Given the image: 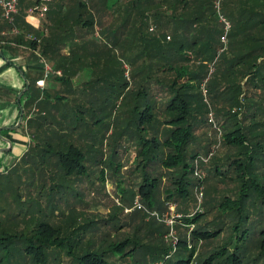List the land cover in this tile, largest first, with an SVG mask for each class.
Wrapping results in <instances>:
<instances>
[{"label": "trees", "instance_id": "obj_1", "mask_svg": "<svg viewBox=\"0 0 264 264\" xmlns=\"http://www.w3.org/2000/svg\"><path fill=\"white\" fill-rule=\"evenodd\" d=\"M103 1L105 9L118 13L122 20L105 41L95 38L98 19L88 5L91 2L97 7ZM239 1L237 5V0H66L54 13L48 12L50 19L63 15L57 29L64 33L52 40L45 39L43 32L35 36L43 37L42 57L61 68L62 75L55 81L64 86L68 83V88L46 91L39 114L27 120L32 143L22 163L28 166L15 165L0 173V264H120L132 258L142 244L110 240L98 247L83 240L96 222L80 224L71 232L64 225L77 214L85 215L75 207L81 201L82 185L105 183L108 171L117 179L123 200L138 194L149 208L159 206L155 197L166 179L171 187L165 190L167 200L182 204L176 222L194 227L193 241L216 238L223 229L204 226L205 213L190 204L191 188L201 185L190 178L195 163L210 154L201 142L210 125L216 133L218 126L224 129L225 145L239 152L227 162L236 174L239 197L225 196L218 206L226 221L235 222L231 238L246 241L254 227L264 224V174L258 173L261 165L264 168V0ZM146 10L152 11V22ZM220 15L232 25L228 40L237 41L248 33L256 37L245 39L248 53L233 62L224 57L210 74L209 65L215 66L213 62L224 49ZM242 16H247V21ZM16 41L23 43V35ZM67 41L68 68L55 62ZM136 44L138 52L133 50ZM29 45L36 49L37 39H31ZM116 48L130 66L129 78L123 59L116 57ZM252 57L255 63L235 82L234 67L247 64ZM193 62L199 66L195 71L189 66ZM226 79L229 82L225 84ZM27 95L31 100V89ZM123 111L126 116L116 124L109 121L113 113ZM238 111L253 123L243 128ZM210 114L218 124L215 118L210 122ZM262 132L261 138H251ZM259 138L255 145L250 144ZM131 147L135 166L123 176L122 149L127 153ZM222 166L215 164L214 172L224 177ZM108 221L97 228L121 231L128 225ZM240 231L244 235L240 236ZM181 245L187 248V241L182 239L177 247ZM258 249L264 257V237ZM147 252L153 261L169 253L164 248ZM193 254L191 250L175 264H192ZM201 264H241V258L228 255L225 244Z\"/></svg>", "mask_w": 264, "mask_h": 264}, {"label": "rangeland", "instance_id": "obj_2", "mask_svg": "<svg viewBox=\"0 0 264 264\" xmlns=\"http://www.w3.org/2000/svg\"><path fill=\"white\" fill-rule=\"evenodd\" d=\"M235 4H240V1L237 0ZM43 5H46L48 7V11L50 8L51 13H54V10H56L55 1L54 3L44 1V3H40V5H38L36 9L41 8ZM88 5L92 13H94L95 19H98V25L95 27V38L105 41L108 32L110 35V31L114 28L119 27L122 24V20L119 19L118 13L113 14V11L111 12L105 9L104 1L99 2V5L97 7L91 6V2ZM66 6L68 8V5ZM152 10L156 9L152 8ZM145 12H147V15L151 16V18L149 16L148 18H150L152 22V11L146 10ZM57 18L61 21L62 19H65L61 14ZM135 18L136 17H134L133 19ZM242 19L244 20V22L247 21V16H242ZM231 22L233 24V21ZM100 26L101 29L103 27L104 29L100 30ZM125 34H129L128 31H126ZM253 37H256L255 33H248L246 35L239 36V39H237V41H234L233 38L229 37L227 45L224 46V49L218 53L216 60L213 62L215 63V66L214 64L209 65V73L212 74L214 72V69H217L219 67L220 62L224 57L227 59V62H233L235 60L234 58H238L239 56H243L244 54L248 53L250 47L247 46L248 43H246L245 39H253ZM237 42L239 43L236 44ZM138 46L139 45L136 44L133 50L138 52ZM66 48V46H62V49ZM116 49L118 50H116V53L118 52L116 57L122 60L123 58H121L120 48ZM69 50L70 49L68 48V54ZM135 51L133 52L134 54L137 53ZM134 54H132V56H134ZM61 56L62 58H59L55 61L57 62V64L62 63L67 55L66 53L62 52ZM122 62L124 63V68L125 70H127V76L129 78L130 66L125 59H123ZM196 63L197 62L189 64L191 70L195 71L199 68ZM253 63H255V57L249 58L247 64H241L234 67V69L232 70V76L236 73V78L234 81L236 82L242 80L244 77L243 74L247 71L248 65ZM50 65L53 66V62ZM227 80L228 79L224 81L225 84L229 82ZM244 82L245 81H243V83ZM66 88H68V83L64 86L52 81L51 89L53 91H58L59 89ZM203 89L206 90L205 83L203 85ZM159 102L161 101L159 100ZM32 105L34 106L31 117L35 118V116L39 114L35 111V109H38L40 107V102H34ZM46 110L48 109L45 108L44 111L49 112V110ZM125 112L123 111L121 114L120 112H117L116 114L113 113L112 116H110L109 121L112 122L113 120L116 124V121L119 120L118 118H124L126 116H123ZM238 112L239 119L242 122L241 126H243V128L253 123L249 120H246V116L243 115L242 111ZM214 118L215 115L213 116V119ZM215 120L216 124H218L216 118ZM210 122L213 123V121L211 120ZM230 124H228V127L230 126ZM218 129L220 131L218 130L219 132L216 133L212 125L206 127V136L201 137V139L203 140L201 142L203 143V146H206L208 153L210 152V160L207 163H195L196 167H199L197 170L199 173L195 171L193 175L190 176V178L194 181L198 180L199 182H201L200 186L198 185L195 188H191L190 204L200 213H205L203 219L201 220V223L204 224V226L211 229L220 226L223 229L222 233L216 238L214 237L202 241H193L191 235V231L194 228L193 226H184L180 222H175L173 226L170 224L171 219L178 216L180 217L178 210L182 207V204L176 206L175 204L171 203L170 200H167V194H165V190L168 188L171 189V187H169V183H167L166 179L163 181L164 183L155 197V200L157 202L156 204L159 206H153L152 208H149L137 193H135L137 194L136 196L132 198L131 196H129L127 200H123L121 198L120 192L118 191V181L112 174V171L107 172L105 183H97L95 185H91L87 182L82 185L84 189H79L82 197L80 203H76L75 207L77 209H80L81 212L83 211L86 216L84 215L83 217L82 214H77L75 215V219H68V223L66 222V224H64L65 226H67L68 232H71L74 227L80 224L82 225L87 222H96V224L93 225L92 228L88 229V233L83 238V240H85V243L88 241H92L98 247H100L101 245L106 246L111 241L123 242L126 239H130L131 243L138 242L140 245H143V248L136 251L132 258L128 257V259L124 260V263L120 264H136L135 262H137V264H175L179 259L187 258L191 254V250L194 251L192 264H201L204 259L215 253L225 244L227 245L228 255L237 254L241 258V264H264V257H260V251L258 249V242L262 237H264V234L261 235V231L264 229V224L254 227L252 229L253 233L251 234V237L248 235V239L246 241H243L242 239L236 241L235 239L231 238L232 230L230 229L234 226L235 222L233 223V221L231 220L226 221V218H224L220 214L221 212H219L218 210V206L223 201L225 196H229L232 199H237L239 197L236 174L232 169H228L227 167L229 157L236 156L239 152L236 148L225 145L223 137L225 134V130L219 126ZM27 130L28 128L26 126V131ZM259 134H263V132L251 135V138L257 135L258 137H260ZM200 135L201 134H199V136ZM260 138L258 140L256 139V142H250V144L255 145L258 141L261 140ZM129 150V152L125 153V151L122 149L123 155L120 162L125 165V169L121 171V173H123V176L128 175L130 169L134 168L135 166L132 162L134 159V148L131 147ZM206 152H204L202 155L206 156ZM23 158L25 159V157H21L20 160L15 163V165H21L23 167L28 166L25 163H22L24 160ZM35 161H38V159H36ZM33 162L34 160L30 161V163ZM215 164H220L221 166L223 165L222 169L225 172L223 173L224 177L215 174ZM15 165L11 166L10 169L14 168ZM261 167L262 165L258 168V173L264 174V168ZM7 171L8 170H5L4 172L0 173H6ZM45 203L46 202H44L43 204L45 205ZM136 204L140 205L141 208L137 207ZM69 212L70 209L68 208V215ZM113 216H116V219L112 220L111 222ZM104 220H110L108 222L110 224L112 223L111 225L115 224V221L120 223L128 222V225L121 231L113 229V227H108L104 229V231H101L100 228L97 227H101V225L104 224ZM120 223L119 225H123ZM105 232L108 234H104ZM238 234L240 236L244 235L242 231L238 232ZM104 238L107 241H103ZM182 239L187 241V248L185 245L177 247L179 241H181ZM246 245H248V248L246 247ZM155 248L168 249L169 253L168 255L163 253L162 258L159 260H150V254L147 252V250L150 252ZM127 250L129 251L130 247H128ZM177 250L179 251L176 255ZM64 259L68 260V263L70 262V259L68 257H65Z\"/></svg>", "mask_w": 264, "mask_h": 264}, {"label": "crops", "instance_id": "obj_3", "mask_svg": "<svg viewBox=\"0 0 264 264\" xmlns=\"http://www.w3.org/2000/svg\"><path fill=\"white\" fill-rule=\"evenodd\" d=\"M19 1L20 10L14 23L0 22L2 39L10 42V44L1 45L3 49H0L2 52V55L0 54V149L3 150L0 151V172L9 170L30 148L32 139L26 131V125L27 120L32 118L34 105L29 102L31 100L41 102L44 100L46 91L55 92L51 89V85L52 81L56 82L55 77L58 75L46 78L44 89L36 85L38 80L45 78L44 61L52 64L41 55L43 37L45 39L51 37L50 40H52L56 34L64 33L61 29H57L60 19H49L48 13L45 18H40L39 14L34 12L38 5L46 0ZM54 1L57 9L66 0H52L51 2L54 3ZM64 9L66 10L67 6ZM49 11H51L50 8ZM64 24L65 34L68 36V19L64 21ZM39 32H43V37L38 39L35 35ZM20 35L24 37L23 43L16 41ZM31 39H37L36 49L29 45ZM65 46L67 48L62 49L60 57L57 58H62V52L66 53L67 56L61 64L68 68V41ZM53 66V69L57 70L55 64ZM27 84H29L28 90L31 89V100L28 95L25 96L28 91L25 90ZM22 93L20 103H18V98ZM21 109L25 118L19 125Z\"/></svg>", "mask_w": 264, "mask_h": 264}, {"label": "built area", "instance_id": "obj_4", "mask_svg": "<svg viewBox=\"0 0 264 264\" xmlns=\"http://www.w3.org/2000/svg\"><path fill=\"white\" fill-rule=\"evenodd\" d=\"M52 0H46V2H51ZM84 3H87L89 0H81ZM175 1V0H171ZM218 11L220 10V4L218 3L216 5ZM20 10V1L19 0H0V22H7L9 24H13L16 16L19 14ZM34 12H37L39 14L40 18H44L45 15L48 13V7L46 5H43L41 8H38L34 10ZM220 20L223 23L224 26V35L221 38L222 43L224 46L228 43V35L231 31L232 25L228 19H226L224 16L220 15ZM169 39V37H168ZM10 44L8 41L2 39V33L0 32V45H7ZM52 75H58L61 76L62 72L59 70L53 69V67L44 61V76L45 78L38 80L36 82V85L42 89L45 88L46 85V78H49ZM37 113H39V109H35ZM210 120L213 121V115L210 114ZM210 160V156L207 158H201V162L207 163ZM196 163L199 164V161ZM199 167H196V172L199 173L198 170ZM137 207L141 208L140 205L136 204ZM179 217V216H178ZM169 222V221H168ZM176 222V217L171 219L170 224L173 226ZM152 264V263H151Z\"/></svg>", "mask_w": 264, "mask_h": 264}, {"label": "water", "instance_id": "obj_5", "mask_svg": "<svg viewBox=\"0 0 264 264\" xmlns=\"http://www.w3.org/2000/svg\"><path fill=\"white\" fill-rule=\"evenodd\" d=\"M0 54L2 55V52H1V51H0ZM28 89H29V84L26 85L25 90L27 91ZM22 95H23V93L20 94V96H19V98H18V103H20V99H21ZM23 115H24V114H23V110L21 109V116H20V120H19V125H21V123H22V121H23ZM9 144H10V142H9ZM0 151H3V150L0 149ZM5 151H8V150H5Z\"/></svg>", "mask_w": 264, "mask_h": 264}]
</instances>
